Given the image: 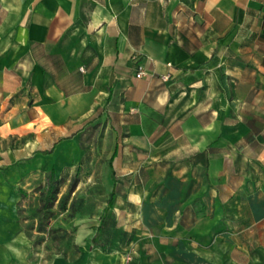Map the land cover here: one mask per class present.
I'll list each match as a JSON object with an SVG mask.
<instances>
[{"label":"crops","instance_id":"1","mask_svg":"<svg viewBox=\"0 0 264 264\" xmlns=\"http://www.w3.org/2000/svg\"><path fill=\"white\" fill-rule=\"evenodd\" d=\"M89 125L130 238L106 253L78 216L49 264H264V0H0V264L25 246L2 191L76 169Z\"/></svg>","mask_w":264,"mask_h":264},{"label":"rangeland","instance_id":"2","mask_svg":"<svg viewBox=\"0 0 264 264\" xmlns=\"http://www.w3.org/2000/svg\"><path fill=\"white\" fill-rule=\"evenodd\" d=\"M244 108L248 112L251 109L249 106ZM259 127L257 125L254 128ZM112 137L107 125L88 126V141L82 143L85 156L76 169L67 168L62 173H55V177L60 180L59 192L48 209L40 208L39 199L41 190L46 188L50 172L30 173L14 181L12 189L2 191L7 202L3 208L6 220L2 229L5 228L7 232L9 246H18L20 239L25 241L23 264H49L56 256L73 257L78 252L72 242L76 230L73 222L78 216L96 221L112 188L109 158L114 146ZM12 142L13 139L8 144ZM6 145L5 142L0 143V149ZM236 160L235 165L240 171L244 161L241 158ZM252 164L258 167L256 162L252 161ZM74 177L76 187L69 193L68 188ZM18 253L16 249L14 255L18 257Z\"/></svg>","mask_w":264,"mask_h":264},{"label":"trees","instance_id":"3","mask_svg":"<svg viewBox=\"0 0 264 264\" xmlns=\"http://www.w3.org/2000/svg\"><path fill=\"white\" fill-rule=\"evenodd\" d=\"M45 152L48 153L50 150ZM76 183V177H74L68 188L69 193L75 189ZM59 186L60 180L55 177L54 171L51 170L47 180L46 188L42 189L40 192L39 202L41 209H48L53 205L59 192ZM115 198L116 191L114 187H112L108 197L103 202L104 207L98 215L99 223L96 227L95 235L91 239V243L93 245L99 246L106 253L115 247L125 246L130 238L127 232L118 230L115 227L114 213L112 211Z\"/></svg>","mask_w":264,"mask_h":264},{"label":"built area","instance_id":"4","mask_svg":"<svg viewBox=\"0 0 264 264\" xmlns=\"http://www.w3.org/2000/svg\"><path fill=\"white\" fill-rule=\"evenodd\" d=\"M82 69V68H81ZM146 75V71H145V69L143 68V66H141V65H137V67H136V71H135V77L136 78H141V77H143V76H145ZM166 78V76H164L163 77V79H165ZM125 259L128 261V260H130V255L129 254H126L125 255Z\"/></svg>","mask_w":264,"mask_h":264}]
</instances>
